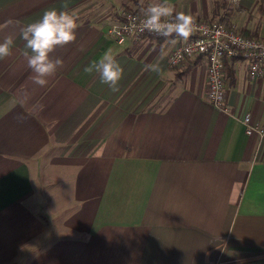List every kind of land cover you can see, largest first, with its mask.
Masks as SVG:
<instances>
[{"label":"crops","instance_id":"0c3cea01","mask_svg":"<svg viewBox=\"0 0 264 264\" xmlns=\"http://www.w3.org/2000/svg\"><path fill=\"white\" fill-rule=\"evenodd\" d=\"M158 2L0 0V42L14 38L0 60V264H264V132L241 122L250 112L264 126V64L252 77L248 59L224 58L227 109L212 105L203 55L168 63L184 39L112 40L120 8ZM168 3L211 18L210 0ZM65 4L77 38L51 54L63 67L40 87L20 28ZM241 4L264 17V0ZM109 49L124 69L117 92L84 71Z\"/></svg>","mask_w":264,"mask_h":264},{"label":"clouds","instance_id":"9594fccd","mask_svg":"<svg viewBox=\"0 0 264 264\" xmlns=\"http://www.w3.org/2000/svg\"><path fill=\"white\" fill-rule=\"evenodd\" d=\"M143 17L140 21L141 31L147 30L165 38L175 36L187 40L195 30L194 18L184 12H175L168 0L150 4L143 10ZM77 27L76 18L65 4L62 10H45L41 19L20 28V38L25 41L22 55L32 72L31 80L34 84L46 86L48 78L63 67V60L53 58L51 54L57 47H64L76 40ZM13 46L12 36L0 42V60L12 54ZM145 68L153 72L160 71L159 65L149 64ZM84 71L98 73L101 83L108 85L113 92L119 91L118 85L124 69L110 49L98 61L85 67Z\"/></svg>","mask_w":264,"mask_h":264},{"label":"built area","instance_id":"2783aa9c","mask_svg":"<svg viewBox=\"0 0 264 264\" xmlns=\"http://www.w3.org/2000/svg\"><path fill=\"white\" fill-rule=\"evenodd\" d=\"M143 13L134 12L126 8L118 10V20L108 28L113 40L121 44L128 37L139 38L143 34H151L147 30H140ZM171 19V18H169ZM195 30L189 39L176 44L169 56L170 66H180L188 58L203 55L206 60L207 100L214 106L227 109L225 101V86L223 75V60L230 57L248 59L249 74L253 76L263 72L264 37L247 36L229 27L221 18L197 19ZM245 133L257 132L262 134L264 126L253 120L250 112L241 117ZM206 264V263H200Z\"/></svg>","mask_w":264,"mask_h":264},{"label":"rangeland","instance_id":"374dc122","mask_svg":"<svg viewBox=\"0 0 264 264\" xmlns=\"http://www.w3.org/2000/svg\"><path fill=\"white\" fill-rule=\"evenodd\" d=\"M210 3H211L210 4V11H208V13L206 14L209 16H206V17H211L210 19H215V18L219 17V18L223 19L226 22V24L230 23L231 26H234V27H237V25H238L237 21L254 20L257 27H256V30H252V31L257 33V34H260V32L264 31V25H263L264 17L259 16L260 14H255V13L254 14H249V13L245 14V11H244L243 6L241 4V0H210ZM231 13L233 14V16L228 17V14L231 15ZM253 37H256V36H253ZM111 38H112V36H111ZM112 40H113V38H112Z\"/></svg>","mask_w":264,"mask_h":264},{"label":"trees","instance_id":"16d2710c","mask_svg":"<svg viewBox=\"0 0 264 264\" xmlns=\"http://www.w3.org/2000/svg\"><path fill=\"white\" fill-rule=\"evenodd\" d=\"M150 35H152V36H154V37H157V38L162 37V36L156 35L155 33H151ZM224 61H225V60H223V66H224Z\"/></svg>","mask_w":264,"mask_h":264}]
</instances>
